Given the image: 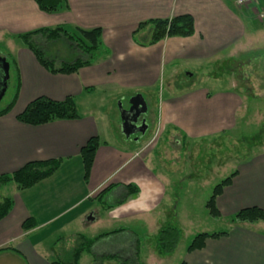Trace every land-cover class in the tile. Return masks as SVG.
<instances>
[{"label": "crops", "instance_id": "1", "mask_svg": "<svg viewBox=\"0 0 264 264\" xmlns=\"http://www.w3.org/2000/svg\"><path fill=\"white\" fill-rule=\"evenodd\" d=\"M257 7L264 8V0L246 8L237 7L235 0H66L63 8L46 14L34 0H0V42L7 45L4 55L15 61L20 81L12 110L0 117V176L28 163L60 161L49 178L9 196L12 209L0 221V264H52L58 239L86 237L103 220L127 226L158 223L159 209L174 180L164 162L178 161L179 153L177 158L170 154L160 159L156 144L147 150L150 143L143 135L126 138L121 131L123 139L113 144L107 136L112 121L92 106L91 96L114 92L120 96V109L121 95L132 93L131 98L141 96L147 106L143 91L162 80L166 94L157 104L155 119L159 134L173 131L175 146L182 148L186 141L230 132L248 111L240 100L244 93L236 92L232 82V59L258 50L251 41L259 32L253 23H263L256 16ZM180 15L192 17V36L166 38L145 47L136 43L148 40L137 39L139 24ZM59 25L100 29L104 52L74 74H50L24 45L14 43L17 35ZM233 80L239 82L235 75ZM38 97L57 102L72 97L79 119L41 126L17 121V115ZM149 117V113L143 116L145 124ZM114 123L120 130V110ZM92 137L100 145L85 182L80 149ZM230 176L215 202L220 218L252 207L264 212V148ZM130 184L138 193L120 206L104 210L95 200L112 187L106 201H113ZM86 200L92 203L78 211ZM30 218L37 227L23 231L22 223ZM246 224L235 223L233 228L231 223L226 237L206 239L201 250L185 254L184 264H264V222Z\"/></svg>", "mask_w": 264, "mask_h": 264}, {"label": "rangeland", "instance_id": "2", "mask_svg": "<svg viewBox=\"0 0 264 264\" xmlns=\"http://www.w3.org/2000/svg\"><path fill=\"white\" fill-rule=\"evenodd\" d=\"M259 10L260 8L257 7ZM256 20H258L256 18ZM263 23L254 22L253 25L259 32L254 34L251 39L252 43L258 47L254 54L244 58L232 59V74L234 73L239 82H232L238 88L236 92L244 93L245 97H240L243 105L247 106L245 118H237L236 124L230 132L221 134L218 137H206L203 139H192L186 141L182 148L175 146L174 135L171 130L159 134L157 124L155 123L157 104L159 100L165 97L166 84L159 80L158 85L154 88L143 91L149 113L148 124H146L143 140L149 141L148 149L150 150L157 145L156 154L160 159L166 155H173L179 160L166 163V172L174 178L173 184L167 188V200L162 202L159 211L160 218L158 223L151 224H131L124 222L103 220L101 223L94 225L87 232L88 238H94L102 233L127 227L136 232L140 243V256L138 264H157L158 260H163V264H181L186 254V249L195 236L203 233H220L229 231L231 216H222L214 218L205 208L212 191L216 185L223 181L229 174L236 169L241 163L251 155L262 152L264 148V19ZM151 33V27L147 26L141 29L137 39H148ZM15 40V39H14ZM13 40V41H14ZM21 46L22 42L14 41ZM23 45V44H22ZM45 57L52 59L58 66L61 63H70L76 59H84L85 55L75 47H71L65 39L57 41L41 42ZM6 44L0 42V56L5 57ZM251 51V50H250ZM6 58V57H5ZM16 74L13 73L9 66V78L7 81L6 93L0 102V109L4 108L11 102L16 92ZM163 88V89H162ZM245 91V92H243ZM132 94V93H131ZM131 94L121 95V107L128 108L127 103L130 101ZM92 106L107 115L112 121L110 130L107 131L110 141L113 144L122 140L119 128L114 121L119 116L118 101L120 96L110 92L105 95L96 93L91 96ZM85 106L80 110L84 111ZM116 119V120H115ZM156 144V145H155ZM147 148V147H146ZM145 148V149H146ZM177 179V181L175 180ZM17 190L15 183H9L0 187V200L9 198ZM107 200V197H106ZM91 200H86L85 206L91 204ZM235 223H232L234 228ZM242 224V223H238ZM246 225L253 227L254 224ZM161 226H174L182 232L181 241L176 251L167 257H159L154 252L156 233ZM125 235L119 237H110L99 241L94 248L98 254L110 253L121 250H130L134 244L128 241ZM55 249L57 251V245ZM79 264H91L90 257L86 254L82 256Z\"/></svg>", "mask_w": 264, "mask_h": 264}, {"label": "trees", "instance_id": "3", "mask_svg": "<svg viewBox=\"0 0 264 264\" xmlns=\"http://www.w3.org/2000/svg\"><path fill=\"white\" fill-rule=\"evenodd\" d=\"M39 11L50 14L55 13L66 5V0H34ZM145 26L151 27V33L148 40L144 43H136L141 46H151L166 38L190 37L194 33V22L189 15L175 16L170 19H155L138 25V33ZM134 33V34H135ZM101 30L91 29L83 30L80 28L68 29L59 25L54 28H39L24 34L15 36L14 38L22 42V44L34 55L38 64L50 74L70 75L76 73L79 69L92 65L102 48L100 40ZM57 41L65 39L71 47L80 50L84 59H76L70 63H61L56 65L52 59L45 57L41 45L42 40ZM6 61L9 63L10 69L16 74L17 84L11 102L4 108L0 109V117L7 115L13 108L19 93V75L15 61L5 55ZM90 90V89H88ZM20 123L30 126H41L54 121L60 120H76L79 119L78 110L74 99L67 97L63 101L57 102L45 97H38L32 100L25 109L16 117ZM100 145L97 137L90 138L87 143L80 149V159L83 165V179L87 182L90 169L94 160L96 150ZM60 161H45L28 163L20 170L7 175L0 176V187L9 183H15L19 190L32 188L39 182L49 178L59 167ZM233 176V175H232ZM232 176L224 179L216 185L212 194L205 205L208 213L214 218H220V213L216 208V198L222 193ZM112 187H108L100 192L95 200L104 205V210H110L120 206L126 202L128 197L138 193L136 186L127 185L123 187V192L119 198L113 201H106V195ZM12 209V200L5 198L0 200V221L4 219ZM232 223H257L264 222V212L256 207L246 208L238 211L231 216ZM22 230L29 231L37 227V223L33 219H27L22 223ZM125 235L126 239L134 244L130 250H121L110 253L98 254L94 251L95 245L104 239L110 237H119ZM227 232L220 233H203L194 237L192 242L186 249V253L201 250L204 247L206 239H219L226 237ZM122 236V237H125ZM182 238L180 229L174 226H161L156 233V241L154 252L159 257H167L172 255ZM57 256L52 264H79L84 254L90 257L91 264H138L140 256V243L138 236L132 230L127 228H119L111 232L102 233L94 238H86L81 234L71 235L60 238L56 242ZM181 264H184L182 262Z\"/></svg>", "mask_w": 264, "mask_h": 264}, {"label": "water", "instance_id": "4", "mask_svg": "<svg viewBox=\"0 0 264 264\" xmlns=\"http://www.w3.org/2000/svg\"><path fill=\"white\" fill-rule=\"evenodd\" d=\"M0 71L2 74L1 79V90H0V102L2 101V98L4 97V94L7 89V81L9 78V63L6 61V59L3 57H0ZM130 107L126 109H122L120 107V113H121V133L126 137L129 138L131 135L141 134L144 135L146 132V124H145V117L148 115L147 106L144 102L143 98L141 96H136L134 98H131L129 101ZM139 117H142V122L140 127H137V120ZM135 141L137 139H134ZM88 220H93L91 216L88 217Z\"/></svg>", "mask_w": 264, "mask_h": 264}, {"label": "built area", "instance_id": "5", "mask_svg": "<svg viewBox=\"0 0 264 264\" xmlns=\"http://www.w3.org/2000/svg\"><path fill=\"white\" fill-rule=\"evenodd\" d=\"M259 0H235V5L239 8H246L255 5ZM256 16L261 20L264 18V8L255 10Z\"/></svg>", "mask_w": 264, "mask_h": 264}, {"label": "flooded vegetation", "instance_id": "6", "mask_svg": "<svg viewBox=\"0 0 264 264\" xmlns=\"http://www.w3.org/2000/svg\"><path fill=\"white\" fill-rule=\"evenodd\" d=\"M0 57H2V56H0ZM3 58V57H2ZM1 79H2V74H1V71H0V90H1V86H2V83H1ZM6 93V92H5ZM5 95V94H4ZM3 99V98H2ZM142 117H139L138 118V120H137V127H140V125H141V122H142ZM148 120V119H147Z\"/></svg>", "mask_w": 264, "mask_h": 264}]
</instances>
